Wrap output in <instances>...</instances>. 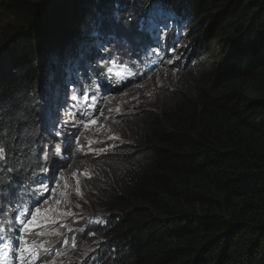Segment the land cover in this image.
I'll list each match as a JSON object with an SVG mask.
<instances>
[{
    "label": "trees",
    "instance_id": "16d2710c",
    "mask_svg": "<svg viewBox=\"0 0 264 264\" xmlns=\"http://www.w3.org/2000/svg\"><path fill=\"white\" fill-rule=\"evenodd\" d=\"M65 1L0 0V202L10 181H30L41 166L31 96L53 25L64 34L60 16H78L63 35L68 43L82 21L103 22L116 5L68 0L65 8ZM121 4L124 20L146 17L153 6L184 14L222 50L218 62L198 68L188 58L158 108L125 122L127 149L94 164L89 202L108 215L93 229L100 236L96 264H264V0Z\"/></svg>",
    "mask_w": 264,
    "mask_h": 264
},
{
    "label": "rangeland",
    "instance_id": "374dc122",
    "mask_svg": "<svg viewBox=\"0 0 264 264\" xmlns=\"http://www.w3.org/2000/svg\"><path fill=\"white\" fill-rule=\"evenodd\" d=\"M122 1L123 0H121V2L118 3H122ZM118 3L116 5H118ZM67 4H68V0L65 1V8H67L66 7ZM121 6H123L122 9L114 7L112 8V11L108 10L106 14L108 20L105 21V23L107 22L109 31L115 32V34L118 37L126 38L129 41V44H120V43L114 44L111 50H109L106 53H102V55H106L109 58V62H95L92 65L91 69L89 68L87 69V76H86L89 87V91H88L89 96L98 94L95 85L97 84V80L93 81V78L96 76V74L98 73L99 69H101V67H104V69H106V72L109 67H113L114 74L112 73L110 77L111 78L114 77V79L116 78L122 82L125 81L123 82L125 85L123 89H112V91L110 92L111 96H113L114 99H110L109 101L101 100L99 103H97L100 106L103 105L105 114L111 118L107 121L101 118V120L97 122L98 124L103 123L105 125L104 129H101L100 134L96 137L98 140H103L104 143L101 144L99 142H95L91 146L92 148H101V147H105L106 145H114V147L108 148L107 151L102 152L99 155H97L94 152H89L87 150V147H85V150L80 153L82 155V159L85 164L84 168L86 169L89 168V166H92L93 163L99 162L104 155L115 152L116 147L120 144H123V142H125V139L122 137V131L124 130L125 122L128 119H133L135 116L139 115L146 109L158 108V102L161 95L165 94L167 91H171L174 80L176 78V73L183 70L185 67H187V65H189L190 62H188V58H191L193 60L192 67L198 68L201 64L205 62L207 63L218 62L219 59H215L216 49L218 48L219 50H222V47L219 44L220 41L210 45H208L205 42L204 33H203L205 31L201 32L200 29L191 22L190 17H188L189 19L187 20L184 14H173L172 18L169 20L170 25H168L170 30L163 33L165 36V40L163 41V43L170 45L173 43L174 37H178V47L176 49V54L181 55L182 58L180 60L175 61V63L172 65H168L163 63V61H159V63L154 67V70L151 73V78L148 79L147 68L145 67V64L147 61L153 59L155 57V54L153 53L152 56H147V52H150L151 48H148L147 52L144 53H141L140 49L142 46L150 45L151 40L149 37L143 39L142 37L139 36V34L142 33L139 31V21L136 20L134 23L124 24L120 19L118 21L115 19V17L113 16V13L115 12H119V15H127V13L125 12L126 7L124 5ZM60 17L64 19L63 21L65 24L62 25V27L64 28L65 33H67L68 35L70 22L73 19L78 20V16H74L73 19L70 18L71 15H69L68 17H65V15H63L62 17L61 15ZM54 21H56V18L54 19ZM95 21H99V20L90 19L89 22L87 23L84 22V26L87 25L88 28L90 22H95ZM78 25L79 24H75L73 25V27L76 28L78 27ZM52 28H53V32L49 38L48 46L41 53V56L39 57V66L42 72L44 73L45 82H49L51 79L52 80L51 89L52 90L55 89L56 91L57 83L61 85V89L63 88L64 85L63 83L64 74L62 72L64 62L67 60L69 56H74L76 54L79 44H77L76 48H74V46L70 47V39H68V43H66L65 40L63 41V35H65V33L64 34L62 33L59 37V32L56 31V24L55 26L53 25ZM137 38H139L140 41L139 43H137ZM191 50H194V52L196 53V58L195 56H193L194 53H192ZM130 51L133 54L132 56L128 55ZM190 52L191 54L187 55ZM166 55H171V53L166 52ZM113 58H117V63L115 66H113L110 63V61ZM177 65H179V69L173 72V69L176 68ZM125 66H127V69L131 70L135 74L134 80L132 78L120 80L119 77L117 76L116 73L121 71V69H123ZM53 73L56 74L55 79L51 78ZM142 73L144 75H142ZM75 80H77L76 76L73 77V81ZM137 83H142L144 86L136 87L135 84ZM76 84L79 87V95H81L83 92L82 84H78V83ZM123 92H127V95L126 96L122 95ZM59 93H61V90ZM146 93H150L151 95H146ZM100 94L102 93L100 92ZM132 97H137L138 100H132L131 99ZM68 101H69V105L74 103L70 99ZM125 101L128 102L125 103ZM117 105H119L121 108L120 114H117L115 111ZM77 107H79V105H77ZM109 108L113 109V111L110 113L108 111ZM72 109L76 111V108H72ZM61 119L62 121L71 120L72 117L69 114L62 113V116L60 118L59 114H56L51 120L44 122L45 127L48 129V133H49V135H47L46 137L47 144L45 149L47 150V157H48L46 163L49 165H51L54 162V159H56L57 156L64 153L67 148V147L65 148L63 144L56 143L58 138L55 136V131H54L55 124L61 121ZM76 131L77 130L73 132ZM95 135L96 134L94 133V128L84 130L85 137L82 139V144L87 146L88 140L94 138ZM110 135L114 137H119V139H108V136ZM65 139L68 138L65 137ZM57 147H60L62 150L59 155L56 153ZM68 148H70V146H68ZM120 148L121 146H118V149ZM74 172L77 174V177L80 181V188L83 193V197L81 198L80 196H77L75 194V190L77 187L76 178L72 176L71 172L65 173V177L67 178V182L70 185V187L67 190H63V188L61 187V189L57 191L56 198L63 199L62 197H60V191H65V195L71 196V203L68 204L62 203L61 205L58 206L55 203L56 198H54L53 200L49 201V206L53 209H56L57 207L72 208V211L74 213V215H72L73 217L65 216L62 218L61 223H64L66 226H69L71 224L73 227H76L77 229H75L74 231L68 234H65L62 238L60 237V235L56 236L49 234L53 229H58V230L65 229L59 227V225H53L51 229L48 228L46 229L43 226H41L40 228L33 229V233H41L40 235H37L39 238L34 242H35V250L39 253L42 259L47 258L46 254L40 247L41 244L45 241L56 242L55 247L65 253L64 255L59 257V259L57 260V264H91L95 260V257L98 255L97 252L98 244L96 240H92L87 244L83 243L74 251H70V249H72L76 237L79 235L78 229H84V231L87 232L88 229H92L93 226L97 225V221H101V220L102 221L100 224L102 223L106 224V220H104L106 217H104L103 215H107V214H103L102 212L93 210L92 205L89 202V199L92 197L90 194L91 189L88 187L89 184L88 180L81 178L82 177L81 173L79 174L76 171ZM48 175L51 176L52 173L49 172ZM61 185H63V181H61ZM13 193L14 194L19 193V199L14 201L12 197L8 201H6V203L11 208H17L19 207V203L22 197L21 195L22 192L21 190H18ZM47 195H49V193H44V195L42 197L39 196L38 199L43 200L44 196ZM36 196L37 195H34V199L36 198ZM77 203L80 204V207H76ZM0 204L2 205L3 203L0 202ZM68 217L70 218L67 219ZM73 218L76 219L72 220ZM68 222H70V224H67ZM7 232L11 234L10 231ZM72 233H76V234H72ZM65 238L69 240V243L63 244V246L61 247V242ZM33 243L28 245L31 246L33 245ZM44 246L47 247L48 245H44Z\"/></svg>",
    "mask_w": 264,
    "mask_h": 264
},
{
    "label": "snow or ice",
    "instance_id": "6c2138e0",
    "mask_svg": "<svg viewBox=\"0 0 264 264\" xmlns=\"http://www.w3.org/2000/svg\"><path fill=\"white\" fill-rule=\"evenodd\" d=\"M119 5H117V8ZM113 16L118 21L119 20V12L113 13ZM172 18L171 13H165L162 8L159 6H153L147 19H141L139 21V31L148 35L151 40L150 45L142 46L140 49L141 53L147 52L148 48H151L150 52H147L148 56H152L155 54V58L147 61L145 67L147 68V78H151V73L154 70V67L158 64L159 61H163V63L172 65L175 61L180 60L182 58L181 55L176 54V49L178 47V37H174L173 43L167 45L163 43L165 40V36L163 33L167 32L169 29L168 21ZM131 19V17L129 18ZM88 28H85L87 39L82 41L78 46L77 52L74 56H69L62 68V72L64 74L63 83L68 85L65 92V96L70 99L73 104L68 105L64 108V113L71 115V120H63L59 121L55 124V136L58 138L56 141L57 144H63L64 147L74 146L75 151L83 152L85 147L89 152H94L99 155L102 152L108 150V148L114 147V145H106L101 148H92V144L95 142H99L101 144L104 143L103 140H98L96 137L100 134L101 129H104L105 125L103 123L98 124L97 122L103 118L105 121L109 120L111 117L105 114L103 105L97 110L96 105L101 100L109 101L110 99H114L111 96L110 89L104 88L102 83L96 84V89L98 94L89 96L88 89H86L83 93V96L79 95V87L73 81L74 76H80L83 68L91 69L94 62H109V58L106 55H102V53H106L112 49L113 45L116 43L120 44H129V41L124 37H118L115 32H104L102 31V20L90 22ZM139 38H137V43H139ZM167 53H171V55H166ZM129 56H132V52L128 53ZM110 63L115 66L117 63V58H113ZM179 69V65L173 69V72ZM114 68L109 67L107 72L109 76L113 73ZM120 80L132 78L135 79V74L127 69L125 66L121 71L116 73ZM55 73L52 74V79H55ZM142 75H144L142 73ZM136 87H143L142 83L135 84ZM103 89V95H100V90ZM61 90V85L59 83L56 84V92L59 94ZM70 94V95H69ZM122 95H127V92H123ZM146 95H151L150 93H146ZM132 100H138L137 97H132ZM128 101H125L127 103ZM80 105V107H77ZM72 108H76V111H71ZM83 109V110H82ZM109 113L113 111V109H108ZM117 114L121 113V108L119 105L115 108ZM77 112L79 113V119L77 118ZM94 128V133L96 134L94 138L88 140L87 146L82 144L80 141V137L84 134V130ZM71 129H78V131L73 132ZM67 137L68 139H65ZM108 139H119V137L108 136ZM61 148H56V153L59 155L61 153ZM45 161H47V150L44 153ZM63 159V157H61ZM6 160V149L2 143H0V161ZM3 167L0 166V171H3ZM8 172H12V168L7 169ZM41 174L43 178L35 179V183L37 184L36 188V198L34 199L31 195L29 196L30 200H34V202L30 206H25L22 211H20L9 223L5 226L2 222H0V240L5 238V232L10 231L12 233V244L8 245L12 248L13 252L17 251V247H19V264H35L36 261H40V264H57V260L60 256L65 253L60 249L55 247L54 241L49 242L45 241L41 244V248L46 254L47 258H41L39 253L35 250V242L33 245L29 246L25 240H23L22 234H33V229L40 228L45 224L59 225L61 228H66L67 226L64 223H61V219L65 216L74 215L72 208L65 207L60 208L57 207L53 209L49 206V201L53 200L57 196V191L63 188V190H67L70 185L67 182V178L65 177V168L58 165L55 161L49 165L45 164L44 166H40L36 170ZM51 172L52 175L49 176L48 173ZM87 175V173H84ZM72 176L76 178V190L75 194L77 196L83 197V193L80 188V181L75 172L72 173ZM61 181H63V185H61ZM44 193H49V195L44 196L43 200H39V196H43ZM60 198L55 199L56 205L68 204L71 203V196L65 195V191H60ZM76 207H80V204L77 203ZM75 222V221H73ZM67 231H74L71 228H67ZM79 231H84V229H79ZM36 235H40L41 233H35ZM50 235H61L58 229H53ZM89 235H95L94 232L89 231ZM74 239V237H73ZM69 243V240L65 238L61 242V247L63 244ZM44 245H48L45 247Z\"/></svg>",
    "mask_w": 264,
    "mask_h": 264
},
{
    "label": "clouds",
    "instance_id": "9594fccd",
    "mask_svg": "<svg viewBox=\"0 0 264 264\" xmlns=\"http://www.w3.org/2000/svg\"><path fill=\"white\" fill-rule=\"evenodd\" d=\"M119 2V0H116V4ZM118 5H120L118 8L122 9L123 6H121V3H118ZM115 8H117V5L115 6ZM114 7H108L105 10V14H104V20H108V17H106V14L108 12V10L112 11V8ZM165 13H171L173 14H177L175 11L173 10H169L167 9L166 11H164ZM146 17H141L139 15H134L131 19H122L119 15V19L124 23V24H128V23H134L136 20L140 21L142 18L143 19H147L149 13L147 12ZM107 23V22H106ZM168 25H170V21H168ZM87 28V25L84 26V21H82L81 25H80V33H79V37L78 38H72L70 40V47L74 46V48H76L77 44L80 45V43L84 40H86L88 37L86 35V32L84 31V29ZM88 29L90 30V27H88ZM102 31L104 32H108L109 28H107L106 30L102 28ZM112 32V31H109ZM62 34L61 31H59V37ZM140 37H142L143 39H146L148 37L147 34L145 33H141L139 34ZM148 56V55H147ZM193 61V60H192ZM66 62V61H65ZM64 62V64H65ZM95 63V62H94ZM93 63V64H94ZM190 66L187 65V67H185L183 70L179 71L178 73H176V78L174 80V83H176V80L180 79L181 75L184 73L185 70H187ZM104 67H101V69ZM87 69L88 68H83L81 71V75L80 76H76L77 80L74 81V83H78V84H82V94L80 96H83V93L86 89L89 90L88 87V81H87ZM99 69L98 73L96 74V76L93 78V80H97V83H102L104 88H108L110 89V92L112 91V89H123L125 87L124 83L117 80V79H112L109 74L106 72V69L101 70ZM38 75L37 77V82H38V87L34 90L35 94H32V99H35L34 101V106L32 107L34 109V113H35V128H36V132L38 134V136L41 138V146L38 150V159L41 163V166H44L46 164L45 158H44V152L46 149V144H47V140L46 137L47 135H49L48 133V129L45 127L44 122H47L49 120H51L56 114H59L60 118L62 116V113H64V108H66L69 105V99L65 96V92L67 90V88L69 87L68 85H63V88L61 89V93L57 94L55 89H51V85H52V80L50 79L49 82H45V77H44V73L42 72V70L40 69L39 66V61H38ZM173 83V84H174ZM173 87L171 91H173ZM100 92L102 94H100ZM99 92L100 95H103V89H101ZM70 95V94H69ZM80 107V105H79ZM101 106L99 104L96 105L97 110L100 108ZM83 110V109H82ZM71 111L75 112L74 109H71ZM77 118L79 119V113L77 112ZM101 120V119H100ZM62 121V119H61ZM73 131L78 129H71ZM84 134L80 137V141L82 143V139L84 138ZM122 137L125 139V142H123V144H120L118 146H121L120 149H118V146L116 147V151L111 153V154H107L104 155L103 157H107V156H116V155H120L121 151L126 150L127 145H130V141H127L128 139L125 138L124 134L122 133ZM61 157H63V159H61ZM102 157V158H103ZM64 159L66 160V163L64 164ZM54 161L56 163H58L60 166L65 168V173H73L74 171L78 172L79 174L82 171H85L87 173V175H85L84 179L88 180V179H92L93 175H94V164H92V166H89V168H84L85 164L84 161L82 159V155L80 153V151H75L74 146L70 145V148L66 149V151L62 154H60L59 156L56 157V159H54ZM3 161H0V164ZM37 178H43L41 176V174L39 172L36 171V173L33 174L31 180L25 181L23 179H14L12 181L9 182L8 186L5 188L4 194L8 192V194L4 195L5 200H9L11 198V194L13 192H16L18 190H23L24 186L30 182H35V179ZM30 195H25L23 196V200L19 203V207L17 208H11L9 205L3 203L2 205L0 204V222H2L5 226H7L9 223L12 222L13 218L20 212L23 210V208L25 206H30L34 200H30L29 199ZM34 198V196H32ZM42 197V196H40ZM54 206V205H52ZM105 214V213H103ZM104 217H106L104 220H107L108 215H103ZM73 217V216H72ZM70 217H68L67 219H69ZM76 218H73L72 220H75ZM102 221V220H101ZM101 221H97V225L93 226L92 229H88V231H79V235L76 237L75 243L72 247V249H70V251H74L76 250L80 245H82L83 243H89L92 240H96L97 244L99 245V241H100V236H92L89 235V231L94 232L93 229L95 228H100V223ZM62 222V219H61ZM67 224H70V222H68ZM43 227H45L46 229H51L52 228V224H45L42 225ZM67 228H71L73 230L77 229L76 227H73L71 224L69 226H67L65 229H61L58 230L59 233L61 234L60 237L62 238L65 234H68L72 231H67ZM79 230V229H78ZM72 234H76V233H72ZM23 235V240H25L27 242V244H32L34 241H36L39 237L33 233V234H22ZM12 244V233L9 234L6 230L5 232V238L3 240H0V264H19V247H17V251L14 253L12 248L9 247L8 245ZM97 252L99 253V247ZM99 257V254L95 257V260L91 263V264H96L97 259ZM35 264H40V261H36Z\"/></svg>",
    "mask_w": 264,
    "mask_h": 264
},
{
    "label": "bare ground",
    "instance_id": "6f19581e",
    "mask_svg": "<svg viewBox=\"0 0 264 264\" xmlns=\"http://www.w3.org/2000/svg\"><path fill=\"white\" fill-rule=\"evenodd\" d=\"M134 1V0H133ZM146 1V0H145ZM198 3V2H197ZM165 7V6H164ZM163 8V7H162ZM207 11V10H206ZM186 12V11H185ZM145 13V12H144ZM178 14V13H177ZM180 14V13H179ZM128 17V16H127ZM185 17H187V16H185ZM89 19V18H88ZM90 19L91 20H94L95 18H91L90 17ZM189 19V18H188ZM191 19V18H190ZM90 21V20H89ZM100 21V20H99ZM105 21L106 20H104L103 22H102V24H104L105 23ZM184 21V20H183ZM196 22V21H195ZM142 41V40H141ZM191 41V40H190ZM67 43V42H66ZM149 43V42H148ZM191 46V45H190ZM198 54V53H197ZM188 57V56H187ZM150 58V57H149ZM155 58V57H154ZM159 63V62H158ZM193 68V67H192ZM190 69H191V67H190ZM138 73V72H137ZM114 74V73H113ZM139 74V73H138ZM113 79H114V77H112ZM116 79V78H115ZM131 79V78H130ZM118 80V79H117ZM134 80V79H133ZM236 80V79H235ZM238 80V79H237ZM242 80H244V79H242ZM248 80V79H247ZM94 81V80H93ZM92 81V82H93ZM251 81V80H250ZM122 82V81H121ZM123 82H125V81H123ZM128 82V81H127ZM249 82V81H248ZM239 83V82H238ZM92 85V84H91ZM96 85V84H95ZM134 85V84H133ZM90 86V85H89ZM234 87V86H233ZM246 89V88H245ZM97 90V89H96ZM95 90V91H96ZM93 93H94V91H93ZM223 94V93H222ZM234 94V93H233ZM219 96V95H218ZM216 98V97H215ZM202 100V99H201ZM203 103V102H202ZM204 104V103H203ZM206 104V103H205ZM204 106V105H203ZM182 107V106H181ZM190 107V106H189ZM195 107V106H194ZM163 109V108H162ZM205 109V108H204ZM190 110V109H189ZM163 112V111H162ZM203 112V111H202ZM177 113V112H176ZM191 113V112H190ZM187 114H188V112H187ZM193 114V113H192ZM166 116V115H165ZM173 116V115H172ZM202 116V115H201ZM153 117V116H152ZM167 118V117H166ZM174 118V117H173ZM181 118V117H180ZM169 119V118H168ZM193 119V118H192ZM159 120V119H158ZM167 121V120H166ZM170 121V120H169ZM179 121V120H178ZM171 123V122H170ZM185 123V122H184ZM189 123V122H188ZM187 125V124H186ZM177 127V126H176ZM178 130V129H177ZM176 130V131H177ZM168 131V130H167ZM147 143V142H146ZM63 148V147H62ZM68 148V147H67ZM66 148V149H67ZM39 167V166H38ZM173 167V166H172ZM193 167V166H192ZM167 169V168H166ZM169 169V168H168ZM194 169V168H193ZM176 172V171H175ZM182 172V171H181ZM183 174V173H182ZM179 175V174H178ZM162 178V177H161ZM162 180V179H161ZM205 180V179H204ZM29 181V180H28ZM210 181V180H209ZM211 183V182H210ZM213 184V183H212ZM36 188H37V184L35 183V182H31L30 184H26L25 186H24V189L23 190H21V192H22V197H21V200H20V202L24 199L23 198V196H25L26 195V193H27V195H31V196H34V195H37L36 194ZM126 190V189H125ZM129 193V192H128ZM149 193V192H148ZM13 197V200L14 201H16V200H18L19 199V193H16V194H11V198ZM6 201L7 200H5V201H2L1 203H5V204H7L6 203ZM122 201V200H121ZM188 204V203H187ZM137 207V206H136ZM180 217V216H179ZM173 223V222H172ZM180 224V223H179ZM151 227V226H150ZM92 228V227H91ZM193 228V227H192ZM157 232V231H156ZM142 237V236H141ZM155 237V236H154ZM176 238V237H175ZM157 242V241H156ZM149 244V243H148ZM150 246V245H149ZM149 248V247H148ZM128 251V250H127ZM115 252V251H114ZM236 253V252H235ZM156 256V255H155ZM113 257V256H112ZM141 258V257H140ZM150 258V257H149ZM138 259V258H137ZM136 259V260H137ZM167 259V258H166ZM101 260V259H100ZM156 261V260H155ZM167 261V260H166ZM169 264H171V263H169ZM210 264V263H209Z\"/></svg>",
    "mask_w": 264,
    "mask_h": 264
}]
</instances>
